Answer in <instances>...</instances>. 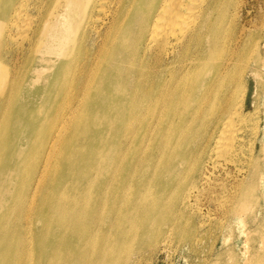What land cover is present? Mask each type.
<instances>
[{"label":"bare ground","instance_id":"1","mask_svg":"<svg viewBox=\"0 0 264 264\" xmlns=\"http://www.w3.org/2000/svg\"><path fill=\"white\" fill-rule=\"evenodd\" d=\"M236 1L0 0V264H139L188 235L246 101L264 122V43L223 28Z\"/></svg>","mask_w":264,"mask_h":264},{"label":"rangeland","instance_id":"2","mask_svg":"<svg viewBox=\"0 0 264 264\" xmlns=\"http://www.w3.org/2000/svg\"><path fill=\"white\" fill-rule=\"evenodd\" d=\"M227 17L223 22L227 36H240L241 45L246 44L249 52L256 44L260 47L264 43V0H237L229 7ZM231 26L233 30H229ZM9 44L15 47L17 42ZM242 64L245 66L247 61ZM259 74H264V59L259 64ZM252 94L251 90L245 92L247 100ZM245 104V111L234 122L238 141L227 154L219 152L217 168L213 173L211 167L204 171L205 177L190 197L192 226L185 229H189L188 235L182 238L183 230L180 235L166 238V229L153 247L144 249L145 256L139 264H246L245 250L251 246L264 248V122L255 117L261 113L259 102ZM252 127L254 132H261L257 145ZM251 166L257 169L253 181L244 177ZM233 191H240L238 200L231 197ZM252 219L257 220L256 230L246 228ZM243 230L252 233L242 235Z\"/></svg>","mask_w":264,"mask_h":264}]
</instances>
